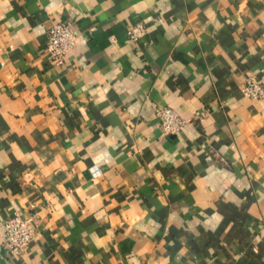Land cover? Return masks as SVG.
Returning a JSON list of instances; mask_svg holds the SVG:
<instances>
[{
	"label": "crops",
	"instance_id": "crops-1",
	"mask_svg": "<svg viewBox=\"0 0 264 264\" xmlns=\"http://www.w3.org/2000/svg\"><path fill=\"white\" fill-rule=\"evenodd\" d=\"M72 23L65 66L48 32ZM143 24L138 40L129 32ZM264 0H0V264H264ZM192 120L163 136L157 108Z\"/></svg>",
	"mask_w": 264,
	"mask_h": 264
},
{
	"label": "built area",
	"instance_id": "built-area-1",
	"mask_svg": "<svg viewBox=\"0 0 264 264\" xmlns=\"http://www.w3.org/2000/svg\"><path fill=\"white\" fill-rule=\"evenodd\" d=\"M144 33L143 24H137L129 32L135 40L142 38ZM78 36L69 21L59 20L53 24L48 32V54L55 64L65 66L68 63L69 54L79 44ZM244 91L252 99H262L264 98V83L250 79ZM157 116L160 119L163 136L178 133L192 121L167 105L157 108ZM35 219L36 216L23 218L17 214L4 223L3 230L0 232V242L12 256H20L35 239Z\"/></svg>",
	"mask_w": 264,
	"mask_h": 264
}]
</instances>
